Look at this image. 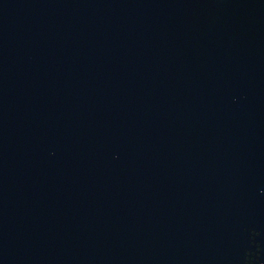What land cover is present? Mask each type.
I'll list each match as a JSON object with an SVG mask.
<instances>
[{"label":"water","instance_id":"95a60500","mask_svg":"<svg viewBox=\"0 0 264 264\" xmlns=\"http://www.w3.org/2000/svg\"><path fill=\"white\" fill-rule=\"evenodd\" d=\"M0 264H264V0H0Z\"/></svg>","mask_w":264,"mask_h":264}]
</instances>
